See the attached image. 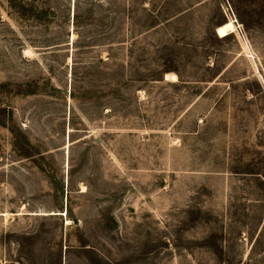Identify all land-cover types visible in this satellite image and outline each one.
<instances>
[{
    "label": "rangeland",
    "instance_id": "1",
    "mask_svg": "<svg viewBox=\"0 0 264 264\" xmlns=\"http://www.w3.org/2000/svg\"><path fill=\"white\" fill-rule=\"evenodd\" d=\"M0 264H264V0H0Z\"/></svg>",
    "mask_w": 264,
    "mask_h": 264
}]
</instances>
